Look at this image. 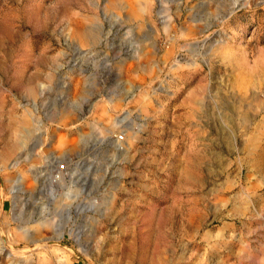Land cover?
I'll list each match as a JSON object with an SVG mask.
<instances>
[{
  "label": "rangeland",
  "instance_id": "rangeland-1",
  "mask_svg": "<svg viewBox=\"0 0 264 264\" xmlns=\"http://www.w3.org/2000/svg\"><path fill=\"white\" fill-rule=\"evenodd\" d=\"M0 264H264V0H0Z\"/></svg>",
  "mask_w": 264,
  "mask_h": 264
}]
</instances>
